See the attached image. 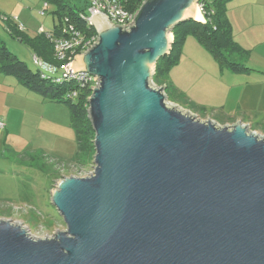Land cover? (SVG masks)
I'll list each match as a JSON object with an SVG mask.
<instances>
[{
    "label": "water",
    "instance_id": "water-1",
    "mask_svg": "<svg viewBox=\"0 0 264 264\" xmlns=\"http://www.w3.org/2000/svg\"><path fill=\"white\" fill-rule=\"evenodd\" d=\"M201 1L145 0L129 27L92 17L98 40L72 68L98 81L94 171L51 191L66 230L0 220V264H264V135L202 121L153 83Z\"/></svg>",
    "mask_w": 264,
    "mask_h": 264
},
{
    "label": "rangeland",
    "instance_id": "rangeland-1",
    "mask_svg": "<svg viewBox=\"0 0 264 264\" xmlns=\"http://www.w3.org/2000/svg\"><path fill=\"white\" fill-rule=\"evenodd\" d=\"M19 1L22 6L17 11L0 7V40L8 44V50L28 69L36 72L38 67L33 50L27 43L11 36V25L4 18L23 24L32 38L42 30H52L59 20L49 11L45 16L40 15L46 3L42 0ZM66 4L73 7L77 14H87L86 0H67ZM191 62L197 64L199 74L192 73L185 78L187 71L180 65L183 67ZM218 65L213 55L194 36H188L183 44L179 67L170 72L178 85L167 90L168 103L193 113L202 121L212 120L226 126L222 125L223 119L231 118L211 103L214 90L210 85L201 88V82L198 83L203 78L217 75L215 69ZM170 73L164 81L173 86L169 83ZM27 90L31 94L19 100V88L15 87L13 91L16 93L0 103V220L21 224L32 236L46 238L66 230L63 219L51 203V191L59 179L86 177L92 173L95 151L86 156L85 162L70 165L77 158L78 151L77 131L71 126L70 107L65 102L45 97L29 88ZM187 94L190 98L194 96L195 105L186 102ZM0 95L5 93L0 92ZM200 95L207 98L208 103L201 104ZM197 112H201V116ZM5 118L10 120V130L4 129L7 125ZM257 133L264 135L259 131Z\"/></svg>",
    "mask_w": 264,
    "mask_h": 264
},
{
    "label": "trees",
    "instance_id": "trees-1",
    "mask_svg": "<svg viewBox=\"0 0 264 264\" xmlns=\"http://www.w3.org/2000/svg\"><path fill=\"white\" fill-rule=\"evenodd\" d=\"M50 4L49 12L57 16L59 23L54 24L50 31L38 34L35 38H29L26 32L20 31L15 22L11 25L10 34L20 42L27 43L33 50L34 56L44 62L58 67V76L55 77L59 82H53L47 76L43 79L40 69L32 72L26 65L14 56L7 46L0 41V73L16 77L19 82L34 91L41 93L45 97L53 100L65 102L70 107L71 126L77 131V158L71 161L70 165L77 162H85L86 156L91 153L94 147L95 133L88 118V97L90 90H82L78 97L71 99L70 93L76 88L75 83L65 80L64 72L60 67L61 63L55 60L51 41L45 33L59 37H72L74 33L89 35L90 31L96 34L91 26H87L85 21L77 14L76 10L67 0H42ZM142 0H131V7L137 11ZM231 0H203V12L205 22L187 21L176 26L173 31V43L170 54L160 59L156 64L153 82L159 87L167 86V90L172 86L167 85L164 78L168 77L171 70L178 66L181 59L183 44L190 35L210 52L220 65L221 69H229L232 72H247L250 69L243 63L236 60L237 55L246 56L248 53L243 50L235 41L231 25L227 15V5ZM69 18L67 22L66 19ZM74 27V31H70ZM191 104V103H190ZM191 105H194L193 103ZM201 116V112L198 113Z\"/></svg>",
    "mask_w": 264,
    "mask_h": 264
},
{
    "label": "crops",
    "instance_id": "crops-1",
    "mask_svg": "<svg viewBox=\"0 0 264 264\" xmlns=\"http://www.w3.org/2000/svg\"><path fill=\"white\" fill-rule=\"evenodd\" d=\"M1 6L17 11L22 5L19 0H0ZM227 15L234 41L248 53L246 56L237 55L236 60L245 64L250 70L235 73L227 68L221 69L218 65L215 69L217 75L203 78L198 83L201 82V88L207 85L212 87L214 96L211 98V103L220 107L218 109L223 110L231 118L223 119L222 125L242 122L253 131L264 133V0H231L227 5ZM26 35L32 38L28 30ZM180 68L187 71L185 78L192 73L199 74V69H196L198 66L194 62L183 67L180 65ZM169 83L173 88L177 84L172 75L169 77ZM15 87L19 88V100L31 94L16 77L0 73V92L5 93L0 95V103L12 93H16L13 91ZM186 97V102L196 104L194 96L190 98L187 94ZM206 99L200 95L201 104L208 103ZM5 122L7 125L4 129L7 130L10 128V120L5 118Z\"/></svg>",
    "mask_w": 264,
    "mask_h": 264
},
{
    "label": "built area",
    "instance_id": "built-area-1",
    "mask_svg": "<svg viewBox=\"0 0 264 264\" xmlns=\"http://www.w3.org/2000/svg\"><path fill=\"white\" fill-rule=\"evenodd\" d=\"M86 1L88 3V8L86 9L87 14L82 13L80 14V17L85 21V24L87 26L91 27H93L91 25L92 17L98 14H102V16L108 17V19L114 25H124L126 27H129V25L133 23L134 16L138 11L133 10V8L131 7V0ZM144 1L145 0H142L141 4ZM201 2L198 4V8L204 18L203 5L201 4ZM49 9L50 5L47 2L44 3L42 11H40V15L45 16L46 12L49 11ZM4 21L9 24L15 22L16 27H18L20 31L26 32V27L21 23H17V20L5 17ZM66 21L71 22L69 21V18H67ZM205 21L206 20L204 18L203 22ZM70 31H74V27H72ZM41 33H44V30H42ZM45 35L51 41L55 60L58 63H61L60 67L64 72L65 80L75 83L76 88L73 89L70 93L71 99L78 97L79 93L86 88L90 90L91 94L92 89L98 85V81L95 80V77L92 75L86 73H75L73 71L72 64L76 55L85 53L91 48V46H93L97 42V33L94 34L91 31L89 35H80V33H74L70 38L64 36L52 37V35H50L49 33H45ZM34 59L37 67L40 69V74L43 79H46L47 76H49V79L51 81L59 82V80L55 78L58 76L57 74L59 66L57 67L53 64L44 62L36 56H34ZM92 173H88L87 176L91 175Z\"/></svg>",
    "mask_w": 264,
    "mask_h": 264
},
{
    "label": "bare ground",
    "instance_id": "bare-ground-1",
    "mask_svg": "<svg viewBox=\"0 0 264 264\" xmlns=\"http://www.w3.org/2000/svg\"><path fill=\"white\" fill-rule=\"evenodd\" d=\"M196 11H197V20H198V21H203V17H202V15H201V13H200L198 7H196Z\"/></svg>",
    "mask_w": 264,
    "mask_h": 264
},
{
    "label": "clouds",
    "instance_id": "clouds-1",
    "mask_svg": "<svg viewBox=\"0 0 264 264\" xmlns=\"http://www.w3.org/2000/svg\"><path fill=\"white\" fill-rule=\"evenodd\" d=\"M202 15V14H201ZM203 17V16H202ZM203 22V21H202ZM91 95V94H90ZM89 98V97H88Z\"/></svg>",
    "mask_w": 264,
    "mask_h": 264
}]
</instances>
